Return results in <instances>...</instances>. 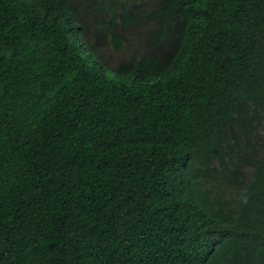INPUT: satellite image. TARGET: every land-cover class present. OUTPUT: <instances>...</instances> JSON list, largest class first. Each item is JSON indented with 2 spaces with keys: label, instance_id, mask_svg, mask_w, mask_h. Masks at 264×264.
<instances>
[{
  "label": "trees",
  "instance_id": "obj_1",
  "mask_svg": "<svg viewBox=\"0 0 264 264\" xmlns=\"http://www.w3.org/2000/svg\"><path fill=\"white\" fill-rule=\"evenodd\" d=\"M0 264H264V0H0Z\"/></svg>",
  "mask_w": 264,
  "mask_h": 264
},
{
  "label": "rangeland",
  "instance_id": "obj_2",
  "mask_svg": "<svg viewBox=\"0 0 264 264\" xmlns=\"http://www.w3.org/2000/svg\"><path fill=\"white\" fill-rule=\"evenodd\" d=\"M135 39V38H134ZM137 40V39H136ZM105 50V49H104ZM126 53V51L121 52L122 55H124ZM120 53L116 55V58L119 59L122 55Z\"/></svg>",
  "mask_w": 264,
  "mask_h": 264
}]
</instances>
